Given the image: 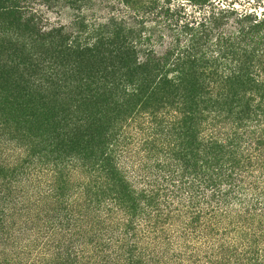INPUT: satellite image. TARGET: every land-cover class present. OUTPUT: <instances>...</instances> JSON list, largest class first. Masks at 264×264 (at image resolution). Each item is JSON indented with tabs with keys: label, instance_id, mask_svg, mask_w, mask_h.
Here are the masks:
<instances>
[{
	"label": "trees",
	"instance_id": "16d2710c",
	"mask_svg": "<svg viewBox=\"0 0 264 264\" xmlns=\"http://www.w3.org/2000/svg\"><path fill=\"white\" fill-rule=\"evenodd\" d=\"M253 2L0 0V264H264Z\"/></svg>",
	"mask_w": 264,
	"mask_h": 264
},
{
	"label": "rangeland",
	"instance_id": "374dc122",
	"mask_svg": "<svg viewBox=\"0 0 264 264\" xmlns=\"http://www.w3.org/2000/svg\"><path fill=\"white\" fill-rule=\"evenodd\" d=\"M248 0H243V4L249 8L255 7V3L253 2V5H249ZM106 5L104 4H99L97 6V11H95V16L92 15V13H90L91 15L89 16H93V19L96 18H103L105 15L102 12V9L105 7ZM261 9L260 11H264V3L263 5H261ZM42 13H43V17H44V21L45 24L47 26H65V27H70L72 22H73V18H74V13L70 10L67 9L64 6H60L58 8H53V9H47L46 7L42 8Z\"/></svg>",
	"mask_w": 264,
	"mask_h": 264
}]
</instances>
